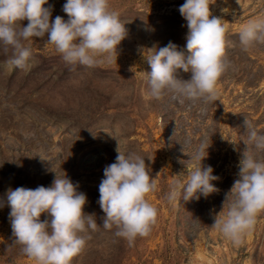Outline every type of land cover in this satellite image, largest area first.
Wrapping results in <instances>:
<instances>
[{"label": "rangeland", "instance_id": "1", "mask_svg": "<svg viewBox=\"0 0 264 264\" xmlns=\"http://www.w3.org/2000/svg\"><path fill=\"white\" fill-rule=\"evenodd\" d=\"M65 2L48 0L50 22L56 16L68 19ZM108 2L127 29L111 63L100 57L102 62L91 68L66 65L46 43L47 34L25 42L34 57L27 69L10 67L8 57L0 55V264H35L14 244L6 191L49 187L55 175L64 174L86 194L83 212L95 214L100 226L81 233L86 245L72 264H264V212L239 246L211 227L238 178L247 142L244 120L264 133V45L243 51L239 42L244 25L264 18V0H213L210 5L212 16L223 20L232 67L218 79L216 101L203 114L199 103L146 94L147 50L170 41L185 47L186 21L178 11L185 0ZM27 23L20 22L22 27ZM180 76L187 80L190 73ZM201 141L209 146L202 165L219 177L213 182L218 191L199 200L168 202L172 182L186 181L192 169L188 142ZM117 147L144 157L157 181V190L146 197L158 209L156 223L132 246L116 237L115 229L102 228L98 204L103 169L115 161Z\"/></svg>", "mask_w": 264, "mask_h": 264}, {"label": "clouds", "instance_id": "2", "mask_svg": "<svg viewBox=\"0 0 264 264\" xmlns=\"http://www.w3.org/2000/svg\"><path fill=\"white\" fill-rule=\"evenodd\" d=\"M213 3L185 0L179 6L187 27L183 49L170 41L158 50H147L144 59L151 71L145 74L146 94L150 98L161 100L168 96L181 104L199 103L201 114L216 101V83L232 65L225 54L223 20L210 12ZM62 11L68 17L66 21L56 16L50 22L52 6L48 0H0V55L8 57L6 63L14 69L29 68L34 57L25 42L45 34L46 43L54 47L66 65L91 68L102 62L100 57L109 63L114 54L117 59V47L126 38L127 29L118 13L110 10L108 0H66ZM24 20L28 23L22 27L20 22ZM239 42L243 51L264 45V18L244 25ZM181 72L190 73V78H181ZM244 129L247 142L237 165L238 178L211 226L234 246L242 244L257 216L264 212V133H258L247 120ZM188 143L192 169L186 181L174 180L170 185L166 195L170 203L199 200L218 191L213 182L219 177L212 174L211 166L202 165L209 146L204 141L196 146ZM116 152L115 161L104 167L98 187V204L104 213L102 228L115 229L114 235L132 246L138 236H147L156 223L158 209L146 197L157 190V181L150 176L144 157L122 152L118 147ZM78 188V183L64 174L59 178L55 175L49 187L6 191L12 236L22 255L35 264H72L86 245L81 233L100 227L95 214L83 212L87 197ZM42 214L50 219L41 221Z\"/></svg>", "mask_w": 264, "mask_h": 264}]
</instances>
